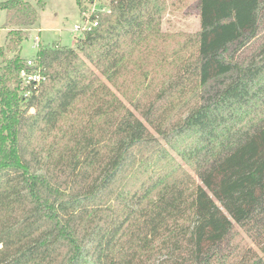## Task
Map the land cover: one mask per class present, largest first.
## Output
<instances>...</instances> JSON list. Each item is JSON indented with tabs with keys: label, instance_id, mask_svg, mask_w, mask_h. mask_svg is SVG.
<instances>
[{
	"label": "trees",
	"instance_id": "1",
	"mask_svg": "<svg viewBox=\"0 0 264 264\" xmlns=\"http://www.w3.org/2000/svg\"><path fill=\"white\" fill-rule=\"evenodd\" d=\"M106 1L36 67L21 52L47 0L0 1V264H264L227 243L236 223L264 254V0H199L153 93L168 0Z\"/></svg>",
	"mask_w": 264,
	"mask_h": 264
},
{
	"label": "rangeland",
	"instance_id": "2",
	"mask_svg": "<svg viewBox=\"0 0 264 264\" xmlns=\"http://www.w3.org/2000/svg\"><path fill=\"white\" fill-rule=\"evenodd\" d=\"M2 1V0H0ZM86 0H83L85 3ZM81 7L77 0H47L43 9H40V18L36 27L32 28L29 37L23 42L22 56L26 59L33 58L38 50L35 42V36H40V44H58L62 46L74 47L75 40L79 35L73 30L74 24L81 18ZM7 19V10L0 8V27H3ZM200 29V6L199 0H168L167 7L163 13L161 32L167 35L166 41L160 42L162 47V55L156 54L155 61L161 63L162 58L166 57V62L161 63L156 69L157 84L154 83L144 88L146 93H153L155 87L163 82H167L169 77L174 73V65L180 61L183 50L180 48L184 44H190L189 36L197 33ZM40 30V31H39ZM7 30L3 28L2 38L5 42ZM163 41V40H162ZM245 53H249V49H244ZM184 49V52H187ZM165 54V56H163ZM154 61H152L153 63ZM159 87V86H158ZM26 93V92H25ZM120 95V93L118 92ZM126 101V99H125ZM126 103L132 108L128 101ZM31 111H34L31 109ZM220 204V203H219ZM236 228L240 231L239 236H233L229 244L239 243L244 247H252L258 251L261 256L264 254L258 249V245L254 243L236 224ZM246 241V242H245ZM227 245V244H225ZM238 259V257L236 258Z\"/></svg>",
	"mask_w": 264,
	"mask_h": 264
},
{
	"label": "built area",
	"instance_id": "3",
	"mask_svg": "<svg viewBox=\"0 0 264 264\" xmlns=\"http://www.w3.org/2000/svg\"><path fill=\"white\" fill-rule=\"evenodd\" d=\"M84 6L85 9L81 12L80 20H78L73 27V30L79 35H84L87 32L93 31L99 25L100 13L110 11L106 0H86ZM34 38L37 46H39L40 36L36 35ZM27 65L30 67L37 66L36 61L33 58L27 60ZM20 77L22 83L25 85H40L46 80V75H44L39 68H37V71H29L27 68H24L21 70ZM29 93L30 91H27L26 95H29Z\"/></svg>",
	"mask_w": 264,
	"mask_h": 264
}]
</instances>
